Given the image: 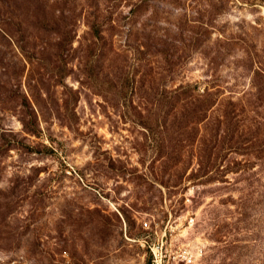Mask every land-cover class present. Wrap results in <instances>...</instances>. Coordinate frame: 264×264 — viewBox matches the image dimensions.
<instances>
[{
  "label": "rangeland",
  "instance_id": "1",
  "mask_svg": "<svg viewBox=\"0 0 264 264\" xmlns=\"http://www.w3.org/2000/svg\"><path fill=\"white\" fill-rule=\"evenodd\" d=\"M154 246L264 264V0H0V264Z\"/></svg>",
  "mask_w": 264,
  "mask_h": 264
},
{
  "label": "built area",
  "instance_id": "2",
  "mask_svg": "<svg viewBox=\"0 0 264 264\" xmlns=\"http://www.w3.org/2000/svg\"><path fill=\"white\" fill-rule=\"evenodd\" d=\"M148 226V223H145V227ZM152 251V260L151 264H164V254H163V248L161 246H154L153 248H150ZM202 255V251L201 254ZM183 259L187 261H191L193 258H195L196 255H194L190 251H183L182 252Z\"/></svg>",
  "mask_w": 264,
  "mask_h": 264
}]
</instances>
